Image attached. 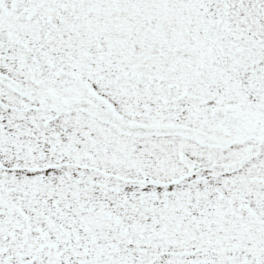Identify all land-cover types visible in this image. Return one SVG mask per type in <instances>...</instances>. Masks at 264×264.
Instances as JSON below:
<instances>
[{
  "label": "snow or ice",
  "instance_id": "6c2138e0",
  "mask_svg": "<svg viewBox=\"0 0 264 264\" xmlns=\"http://www.w3.org/2000/svg\"><path fill=\"white\" fill-rule=\"evenodd\" d=\"M0 264H264V0H0Z\"/></svg>",
  "mask_w": 264,
  "mask_h": 264
}]
</instances>
